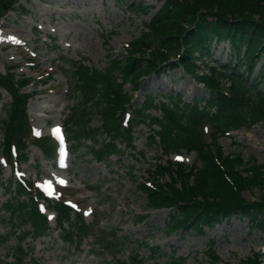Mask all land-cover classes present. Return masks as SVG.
Here are the masks:
<instances>
[{
    "label": "rangeland",
    "instance_id": "1",
    "mask_svg": "<svg viewBox=\"0 0 264 264\" xmlns=\"http://www.w3.org/2000/svg\"><path fill=\"white\" fill-rule=\"evenodd\" d=\"M19 2L26 13L6 6L5 15L0 18V72L5 73L14 67L10 71L16 78H33L34 81L24 90L34 96L26 107L31 132L25 149L26 162L21 165L11 163L13 168L4 162V158L7 162L10 159L3 152L0 132V264L19 263L13 262L11 251L16 252L18 238L30 230L20 215L6 211L10 198L8 188L12 186L15 190L16 186L15 170L18 171L16 176L20 174L38 183L54 200L58 193H62L60 200H69L74 210L71 222L76 221L78 213L89 225L80 245L78 242L65 243L54 213L45 211L49 231L37 239L26 238L23 264H32L33 261L39 264H121L129 263L135 254H139L141 264H209L208 254L212 250L220 259L217 264H242L252 252L260 250L264 253V234L250 227L246 219L236 217L205 228L202 235L182 231L166 234L167 210L148 208L146 195L139 184L150 180L149 171L156 158L163 157L162 162L169 159L190 165L195 158L193 152L182 149L179 154L163 156L159 147L151 146L146 139L149 127L141 124L134 130L132 146L124 141L119 144L117 155L98 162L90 148L95 142L107 139V135L99 133L77 143L68 130L69 126L77 130L71 123L84 107L81 95L73 94L74 81L66 70L79 62L101 70L111 57L125 58L129 43L139 36L153 12L147 14L136 5L158 7L160 1ZM224 43L211 50L208 65L226 63ZM23 59L34 60L40 75L29 70ZM46 76L49 81L44 85L41 81ZM126 90H130L128 85ZM0 93L1 119L4 117L3 104L8 103L10 97L2 89ZM145 93L153 94L163 102L175 94H180L186 102L207 95L201 85L187 77L180 68L166 69L164 74H150L144 78L133 97L132 106L128 108L131 114L142 103ZM85 112L90 118L87 126L99 127L101 119L96 106L86 107ZM150 113L153 116L160 114L159 110ZM55 125L62 126L66 139V158L64 161L61 158V162H54L53 157L46 156L43 148L33 141L34 135L48 137ZM202 133L209 140L211 126L203 125ZM49 143L53 144L50 139ZM220 144L226 153H239L244 160L255 158L264 165L263 123L221 135ZM243 196L251 200L258 196V192H244ZM105 239L108 240L106 244L103 243Z\"/></svg>",
    "mask_w": 264,
    "mask_h": 264
},
{
    "label": "trees",
    "instance_id": "2",
    "mask_svg": "<svg viewBox=\"0 0 264 264\" xmlns=\"http://www.w3.org/2000/svg\"><path fill=\"white\" fill-rule=\"evenodd\" d=\"M19 1L0 0V18L6 6L20 7L26 12ZM136 8L148 14L155 6L138 4ZM223 41L229 46L226 65H208L212 48ZM129 46L125 58L111 57L101 70L81 62L66 70L74 81L73 94L81 95L84 107L71 123L77 130L69 126L70 134L77 143L82 138L106 134L107 139L95 142L90 148L99 162L117 155L119 144L124 141L132 146L134 130L141 124L149 126L146 138L151 146H158L164 156L182 149L195 153L191 165L171 160L163 163V157H158L149 171L150 180L139 184L148 208L167 210V234L182 231L202 235L205 228L231 217L246 219L250 227L264 234V195L261 194L264 192V165L255 158L244 160L239 153H225L219 141L221 135L231 130L250 128L259 122L264 124V94L257 89L264 82V0H160L159 7ZM261 60L259 78L248 86L244 74L250 73ZM26 65L32 72L40 73L34 60L26 59ZM177 68L200 84L207 96L186 102L180 94H175L163 102L145 93L142 103L134 108L133 114H128L144 78ZM224 78L230 79L228 87L223 86ZM32 82L30 77L16 78L12 71L0 73V89L10 97V101L3 104L4 117L0 119L2 148L9 159L17 156L19 164L27 160L25 149L31 136L26 106L33 94L24 88ZM126 85L130 90H126ZM92 104L101 119L96 128L87 126L90 118L85 108ZM152 110H159V116L151 115ZM205 124L212 128L209 140L202 133ZM33 141L43 148L46 156L55 153V146L50 145L48 137ZM20 180L15 190L12 186L9 188L6 211L20 215L23 223L30 227V231L19 238L16 253L11 251L14 261L23 264L25 239L44 236L49 227L39 209V202L44 198L42 192L34 183ZM254 190L258 196L253 199L243 196L244 192L251 194ZM51 203L58 229L63 232L62 240L80 245L89 225L78 213L76 221L71 222L72 211L65 202ZM208 257L209 264L219 261L213 250ZM263 258V253L257 250L242 264H263ZM141 262L139 254H135L129 263L121 264ZM32 264L39 263L33 261Z\"/></svg>",
    "mask_w": 264,
    "mask_h": 264
},
{
    "label": "bare ground",
    "instance_id": "3",
    "mask_svg": "<svg viewBox=\"0 0 264 264\" xmlns=\"http://www.w3.org/2000/svg\"><path fill=\"white\" fill-rule=\"evenodd\" d=\"M56 127H59V126H56ZM56 127H55V128H56ZM55 128H54V129H55ZM58 134H59V135H63V130H62V129H60V131H59V133H58Z\"/></svg>",
    "mask_w": 264,
    "mask_h": 264
}]
</instances>
